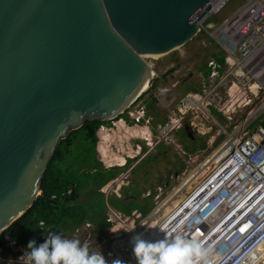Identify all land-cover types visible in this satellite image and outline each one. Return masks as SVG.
Here are the masks:
<instances>
[{
    "label": "water",
    "instance_id": "95a60500",
    "mask_svg": "<svg viewBox=\"0 0 264 264\" xmlns=\"http://www.w3.org/2000/svg\"><path fill=\"white\" fill-rule=\"evenodd\" d=\"M212 2L0 0V235L43 192L60 141L123 113L156 75L152 55L202 32Z\"/></svg>",
    "mask_w": 264,
    "mask_h": 264
},
{
    "label": "built area",
    "instance_id": "2783aa9c",
    "mask_svg": "<svg viewBox=\"0 0 264 264\" xmlns=\"http://www.w3.org/2000/svg\"><path fill=\"white\" fill-rule=\"evenodd\" d=\"M228 1L218 9L211 8L202 24L225 56V63L216 58L209 60L202 87L173 98L178 108L174 118L157 124L154 134L146 106L139 104L134 112L129 111L145 89L123 112L125 117L111 119L110 126L102 124L99 128V131L116 128L119 121L126 125L132 121L136 126L145 124L151 140L154 136L168 140L172 132L184 127L189 113L199 110L207 121L203 127L212 122L207 127L211 131L206 132L211 136L200 149L183 146L188 155L187 167L181 185L173 189L175 197L181 198L154 225L164 201L147 214L134 210L127 215L112 207L111 218L107 220L112 223L109 222L104 233L87 221L62 235L64 238L88 243L91 252H95V246L105 245L114 258L125 264H137L133 237L142 235L153 242L163 240L165 233L160 226L166 224L170 242L180 236L200 246L203 256L196 264H264V0H247L219 25L205 26V20L221 11ZM135 145L140 153L142 148L138 143ZM142 216L144 221L138 223ZM148 219L152 223L143 228ZM120 222L126 227H120ZM83 229L88 231L83 234ZM49 233L52 232H47L39 244ZM95 237L97 243L92 244ZM6 240L11 252L0 246V257L18 256L26 261L23 255L29 251L28 247L9 235ZM104 256L111 264L112 260Z\"/></svg>",
    "mask_w": 264,
    "mask_h": 264
},
{
    "label": "rangeland",
    "instance_id": "374dc122",
    "mask_svg": "<svg viewBox=\"0 0 264 264\" xmlns=\"http://www.w3.org/2000/svg\"><path fill=\"white\" fill-rule=\"evenodd\" d=\"M246 1L247 0H229L221 11L209 16L205 20V26H208V23L213 24L214 27L219 25ZM219 53H221L220 49L213 42L206 29H203L202 32H199L186 44L159 56L160 62L155 67L156 75H154L151 85L147 88L146 92L136 100L135 105L129 108V111L134 112V109L139 104L146 106L147 114L152 122L150 126L152 131L155 129L156 125L159 124H154V118L164 119L166 122L174 118V115L178 113V108L173 98L175 100L185 95V93L195 92L198 88L200 89L204 82L203 74L208 69L207 67H209V60L216 58ZM172 68H174V71L170 72ZM159 88H168L169 90H167V92H160ZM144 90H142L141 93ZM187 117L189 118L185 125L189 123L195 128L194 139H191L186 132L184 133L182 128L172 132L168 140L164 139L162 141L155 136L151 140L149 128L147 134L143 135V138L142 135L132 136L131 132L127 135L125 131H119L118 127L111 129V134L104 140L108 150L107 155L101 152V156L99 157L106 166H121L124 167V171L101 188V191H103L106 196L113 192L118 196H122V188L126 186L138 184L141 187L147 188V191L143 192L142 196L147 197L154 192L153 200L155 204L150 210L151 212L160 201L165 202L160 206L157 217L153 220V225L156 220L160 221L166 214V211L173 207L176 203L175 201L181 198V196L175 197V191H173V189H177L181 185L184 169L187 167L186 160L188 159V155L185 154L183 146L187 149H200L207 145L211 136V133L206 132L211 131L207 127L212 122L208 123L206 127H203V124L207 121L199 110L195 113H189ZM106 124L110 126L112 123L111 121H107ZM134 125V122L130 121L128 125L125 126L133 127ZM144 125L145 124H142L138 127ZM99 132H101V129ZM153 133L155 134L154 131ZM99 136V142L101 143V135ZM144 136L147 138H144ZM137 143L140 145V148H142L140 153L138 152L139 148L135 145ZM144 147H146V150L143 151ZM130 148H132L134 152H130ZM124 156H126L127 159H132V161L128 160L125 162ZM143 161L147 162L143 164ZM179 194L182 195L183 192ZM157 196L161 198L159 199ZM166 198L168 201L164 200ZM144 217H140L138 223L143 222ZM148 220L149 221L143 228L148 227L149 224L152 223L150 219ZM120 227H126L125 223L120 222ZM87 231V229H83L82 233L85 234ZM91 243H97L96 237L92 239ZM105 247V245L95 246V252H102L103 255L106 254L111 260L116 259L114 256L109 255V251L107 247L106 249ZM25 263L30 264V262L27 260L23 261L18 256L4 255L0 257V264Z\"/></svg>",
    "mask_w": 264,
    "mask_h": 264
},
{
    "label": "trees",
    "instance_id": "16d2710c",
    "mask_svg": "<svg viewBox=\"0 0 264 264\" xmlns=\"http://www.w3.org/2000/svg\"><path fill=\"white\" fill-rule=\"evenodd\" d=\"M216 59L225 63L222 52ZM171 71H174V68ZM207 74L206 70L204 75ZM125 116L126 113H123L115 119ZM153 121L156 124L165 120L154 118ZM106 123L107 121L97 119L87 120L60 141L43 175V192L37 196L33 205L0 235V246L5 252H11L7 246V235L19 244L27 246L29 241L35 240L38 245L44 240V234L48 230L62 236L87 221L93 222L99 232L104 233L112 223L107 221L110 207L127 215L134 210L147 214L154 207V192L143 197L142 193L147 191V188L138 184L123 187L122 196L114 192L106 196L101 191V188L124 171L121 166L107 167L99 157L98 131L101 125ZM182 131L186 132L184 128ZM146 162L143 161V164Z\"/></svg>",
    "mask_w": 264,
    "mask_h": 264
},
{
    "label": "clouds",
    "instance_id": "9594fccd",
    "mask_svg": "<svg viewBox=\"0 0 264 264\" xmlns=\"http://www.w3.org/2000/svg\"><path fill=\"white\" fill-rule=\"evenodd\" d=\"M167 227L166 224L160 226V231L165 233L163 240L153 242L142 235L133 237V254L137 264H196L203 256L199 245L180 236L170 242ZM27 247L29 251L23 256L30 264H108L102 252L90 251L88 243L81 244L78 239H67L56 233H49L39 245L31 240ZM111 264L125 262L116 258Z\"/></svg>",
    "mask_w": 264,
    "mask_h": 264
},
{
    "label": "bare ground",
    "instance_id": "6f19581e",
    "mask_svg": "<svg viewBox=\"0 0 264 264\" xmlns=\"http://www.w3.org/2000/svg\"><path fill=\"white\" fill-rule=\"evenodd\" d=\"M224 1L225 0H213V2H212V9H218V8H220L222 5H223V3H224ZM161 55H163V54H153L152 55V57H159V56H161ZM148 88V81H147V83H145V85H144V87H143V89L142 90H144V89H147ZM141 90V91H142ZM145 91V90H144ZM143 91V92H144ZM142 92V93H143ZM141 93V92H140ZM141 93V94H142ZM141 94H138V96L139 95H141ZM137 96V97H138ZM126 124L124 123V121H119L118 122V124H117V126L116 127H118V130L119 131H125L126 133H127V135L129 134V132H131L132 133V136L133 135H145V134H147V132H148V128L147 127H144V126H141V127H138V126H136V125H134L133 127L132 126H125ZM111 129H113V128H111ZM111 129H101V132H99V135H101V143L99 144V147H100V151L101 152H103L104 154H106L107 155V152H108V150H107V146H106V144H105V139L106 138H108V136H109V134H111ZM138 133V134H137ZM130 136V135H129ZM123 137V136H122ZM142 138H143V136H142ZM111 149V148H110ZM109 149V150H110ZM131 149V150H130ZM129 150H130V152H134V150H132V148H130ZM110 152V151H109ZM125 158V157H124ZM120 159V158H119ZM124 161V160H123ZM122 161V162H123ZM111 164V163H110ZM176 202V201H175ZM167 209V208H166ZM169 209V208H168ZM168 211V210H167ZM166 211V212H167ZM109 218H111V216L109 215ZM112 222V221H111ZM42 223V222H41ZM44 225V224H43ZM42 225V226H43ZM44 229V228H43ZM49 231V230H48ZM47 231V232H48ZM54 232V231H53ZM45 235V234H44Z\"/></svg>",
    "mask_w": 264,
    "mask_h": 264
},
{
    "label": "crops",
    "instance_id": "0c3cea01",
    "mask_svg": "<svg viewBox=\"0 0 264 264\" xmlns=\"http://www.w3.org/2000/svg\"><path fill=\"white\" fill-rule=\"evenodd\" d=\"M98 135H99V132H98ZM99 141H100V136H99ZM99 143H100V142H98V149L100 148V147H99ZM99 152H100V154H101L100 149H99ZM100 156H101V155H100Z\"/></svg>",
    "mask_w": 264,
    "mask_h": 264
}]
</instances>
